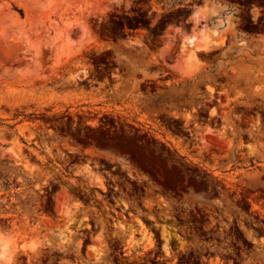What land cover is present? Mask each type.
I'll return each mask as SVG.
<instances>
[{
  "label": "rangeland",
  "instance_id": "1",
  "mask_svg": "<svg viewBox=\"0 0 264 264\" xmlns=\"http://www.w3.org/2000/svg\"><path fill=\"white\" fill-rule=\"evenodd\" d=\"M0 264H264V0H0Z\"/></svg>",
  "mask_w": 264,
  "mask_h": 264
},
{
  "label": "flooded vegetation",
  "instance_id": "2",
  "mask_svg": "<svg viewBox=\"0 0 264 264\" xmlns=\"http://www.w3.org/2000/svg\"><path fill=\"white\" fill-rule=\"evenodd\" d=\"M103 186V183H102ZM133 213L128 212V215H132ZM124 218H127L125 215H122ZM153 219V218H152ZM154 220V219H153ZM141 224L144 226V224L141 222ZM156 225V224H155ZM168 240L169 238L166 239V243H165V248L167 249V252H169V248H168ZM150 244H152V241H150Z\"/></svg>",
  "mask_w": 264,
  "mask_h": 264
},
{
  "label": "bare ground",
  "instance_id": "3",
  "mask_svg": "<svg viewBox=\"0 0 264 264\" xmlns=\"http://www.w3.org/2000/svg\"><path fill=\"white\" fill-rule=\"evenodd\" d=\"M189 38H190V41L192 42L193 40H194V36L191 34V35H189ZM206 39V36H204V42L206 41L205 40ZM206 43V42H205ZM205 47H207V46H205ZM206 49V48H205ZM212 91V90H211ZM215 111V110H214ZM256 176V175H255Z\"/></svg>",
  "mask_w": 264,
  "mask_h": 264
},
{
  "label": "trees",
  "instance_id": "4",
  "mask_svg": "<svg viewBox=\"0 0 264 264\" xmlns=\"http://www.w3.org/2000/svg\"><path fill=\"white\" fill-rule=\"evenodd\" d=\"M20 13L23 15V11L22 10H20Z\"/></svg>",
  "mask_w": 264,
  "mask_h": 264
}]
</instances>
